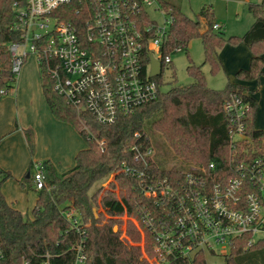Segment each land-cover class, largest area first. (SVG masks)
<instances>
[{
  "label": "trees",
  "instance_id": "obj_1",
  "mask_svg": "<svg viewBox=\"0 0 264 264\" xmlns=\"http://www.w3.org/2000/svg\"><path fill=\"white\" fill-rule=\"evenodd\" d=\"M157 1L172 19L168 36L160 49L162 56L171 54L177 47L186 50L191 40L199 39L204 55L203 64L208 63L210 72L216 74L221 68L217 51L226 42L242 43L252 53L250 67L248 71L237 72L236 77L259 79L264 68L262 0L247 4V11L253 18L248 30L240 37L227 40L220 30L215 32L212 28L215 23L211 6L202 7L196 19H191L176 6L164 0ZM14 4L22 7L25 0H0V91H7L4 95L0 94V99L11 92L15 84L9 72L6 53V45L19 41L20 37L13 30L16 21ZM72 7L63 8L70 12ZM202 18L205 19L203 25L200 21ZM187 59L189 65L186 73L192 79L189 85L172 86L162 92L161 74L153 77L151 80L158 88L157 98L129 115L118 117L112 125H100L87 114L77 115L54 93L52 82L38 67L42 93L51 114L57 121L71 125L85 141L86 148L76 154L74 166L64 173H58L49 161L42 162L45 186L41 190L34 189L31 177L18 181L20 186L35 193L36 201L30 216L22 214L5 201L1 186L11 178V174L0 169V248L9 264H20L21 257L31 258V253L51 254L50 264H69L72 257L69 249L78 240L76 231L70 228V222L62 215V211L70 206L75 208L78 222L84 226L85 264H147L142 252L148 257L159 258L154 250L155 233L173 224L176 201L173 197L159 199L144 196L139 178L121 171L122 163L131 168H142L133 162L130 148L136 142L152 146L147 134L150 131L161 135L182 161L183 167L162 169L153 158L145 170L153 173L154 180L167 178L170 186L176 190L183 183V173L192 165L206 167L214 163L217 170H227L229 125L223 105L231 94L243 97L248 103L244 119L245 135L256 145L262 146L264 131L255 128L257 105L250 94L230 83L223 90L208 88L202 65L196 66ZM143 62L147 66L148 55L144 56ZM169 66L171 64H162L161 73ZM145 121H149L148 132L144 129ZM135 133H140L141 137L135 138ZM24 136L32 152L33 134L30 130H24ZM98 142H102V145ZM113 173L114 181L103 188ZM95 211H98L97 214ZM123 216L128 218L124 233L121 231ZM114 226L118 229L114 230ZM249 238V235H244L232 242L228 254L224 255L225 264H264V241L248 245ZM141 241L143 248L139 245ZM162 260L163 264H205V253L199 251L190 260L180 257Z\"/></svg>",
  "mask_w": 264,
  "mask_h": 264
},
{
  "label": "built area",
  "instance_id": "obj_2",
  "mask_svg": "<svg viewBox=\"0 0 264 264\" xmlns=\"http://www.w3.org/2000/svg\"><path fill=\"white\" fill-rule=\"evenodd\" d=\"M70 5L72 13L63 8ZM13 6V30L20 37L6 45L12 81L16 82L28 54H34L54 93L77 115L87 114L100 125H112L118 117L157 98L150 57L161 68L171 64L170 54L162 56L160 49L172 22L157 0H25L24 6ZM150 8L161 13L162 25L150 16ZM212 28L216 31L220 26ZM145 55L149 56L147 66ZM247 108L248 103L236 94L223 105L229 125L227 170H217L214 163L192 165L177 190L167 178L154 180L153 173L145 170L155 154L150 144L131 146L133 162L142 168L122 163L121 171L139 178L144 196L176 201L173 224L155 233L154 250L161 259L190 260L199 251L226 255L232 242L244 235L250 236L248 245L264 241V142L260 147L245 135ZM31 172L34 189H43L42 163L33 162ZM114 177L111 174L109 181ZM62 215L78 236L69 249V264H85L84 226L72 206ZM30 255L21 257L20 264H50L52 257L49 253ZM0 264H9L1 248Z\"/></svg>",
  "mask_w": 264,
  "mask_h": 264
},
{
  "label": "rangeland",
  "instance_id": "obj_3",
  "mask_svg": "<svg viewBox=\"0 0 264 264\" xmlns=\"http://www.w3.org/2000/svg\"><path fill=\"white\" fill-rule=\"evenodd\" d=\"M164 1L173 5L176 4V6L180 8L181 12L191 19H196V16L202 7L207 8L208 6H211L213 10L214 23L222 26L220 32L223 33V38L227 40L230 37H240L248 30L253 22V18L252 15L247 11V4L258 3L260 0H179V2L177 0ZM148 12L159 25L163 24V17L161 13L154 11L153 8H150ZM215 32L218 31L216 30ZM226 45L227 47L225 48L223 54V58L225 61L222 62L219 58V53ZM243 51H247V53H249L246 54ZM251 55V51L242 43L226 42L217 51V58L221 67L220 71L216 74H212L210 72L209 64H203L204 55L201 41L199 39H193L188 43L186 50L180 49L170 54L171 66L165 67L161 73L162 85L160 86V90L162 92H165L168 91L172 86H186L192 82V79L186 73V67L189 65L187 58H189L194 65H202L201 69L203 71L205 82L208 88L212 90H223L227 83H231L244 88L246 92L250 94V96L255 100L257 105L254 125L256 129L264 131V71L258 79L261 88L260 90H258L257 87V80H247L236 77L237 72L241 70H249ZM36 59L37 58L34 54L29 53L24 60L21 70L28 66L29 68H32L34 72L37 71L40 83H42L40 76L41 74ZM243 64L245 65V68L241 66ZM226 66L228 69L227 72H230L229 75L225 71ZM149 121H145L144 123V129L147 132ZM147 134L155 152L153 157L154 161L160 166V168L168 169L173 166H176L178 168L183 167L182 161L175 156L173 150L164 141L160 134L153 133L151 131ZM24 179L25 178H22L20 180L22 181ZM109 182V180L108 182H105L103 184V188H106ZM28 184L29 180H27V185ZM12 186L13 184L8 189V194L13 196L17 200L18 206H20L21 210H28V216H30V208L32 206V199L34 198L35 193L28 188L26 189L25 187H22L20 185H18L16 188H12ZM5 187L6 184H4L3 188L5 189ZM98 211L101 212L102 209L99 208ZM98 211H95V214H97ZM127 219L128 218L125 216L121 218L124 223L121 226V231L123 233L125 231V222ZM130 221L132 222V220ZM117 229V226H114V230ZM141 237H143L142 233ZM139 245L141 248H143L142 241L139 243ZM227 252L228 248L225 249V253ZM142 255L147 261V264H163V260L160 257H148L144 252H142ZM205 264H225L224 253L212 254L210 252H206Z\"/></svg>",
  "mask_w": 264,
  "mask_h": 264
},
{
  "label": "crops",
  "instance_id": "obj_4",
  "mask_svg": "<svg viewBox=\"0 0 264 264\" xmlns=\"http://www.w3.org/2000/svg\"><path fill=\"white\" fill-rule=\"evenodd\" d=\"M200 21L202 25L205 23L203 18ZM219 26L221 30L222 26ZM226 47L219 53L222 62L225 61L223 54ZM262 57L264 59V55ZM241 66L245 68L244 64ZM225 71H228L227 66ZM24 130H30L33 134L32 152L27 147ZM85 148L86 143L78 132L71 125L57 121L51 114L42 93L38 72L28 66L23 68L13 90L0 99V169L11 174V178L1 186L5 201L22 214L29 215V211L21 210L17 200L8 194L10 186L13 184L12 188H16L18 181L26 178L33 162L49 161L58 173L66 172L74 166L76 154ZM35 201L36 196L32 199L31 210Z\"/></svg>",
  "mask_w": 264,
  "mask_h": 264
},
{
  "label": "water",
  "instance_id": "obj_5",
  "mask_svg": "<svg viewBox=\"0 0 264 264\" xmlns=\"http://www.w3.org/2000/svg\"><path fill=\"white\" fill-rule=\"evenodd\" d=\"M160 74H161V64L153 57H150V77L152 78L158 77ZM26 178H29V174L26 175Z\"/></svg>",
  "mask_w": 264,
  "mask_h": 264
}]
</instances>
